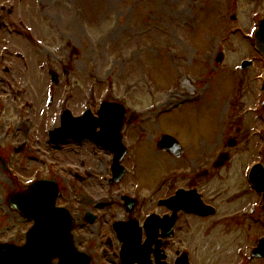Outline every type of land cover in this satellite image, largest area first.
I'll return each instance as SVG.
<instances>
[{
  "label": "rangeland",
  "instance_id": "obj_1",
  "mask_svg": "<svg viewBox=\"0 0 264 264\" xmlns=\"http://www.w3.org/2000/svg\"><path fill=\"white\" fill-rule=\"evenodd\" d=\"M251 1L12 0L14 13L11 20L20 23L17 26L22 34L4 31V37L9 38L4 42L11 48L5 64L14 73H4L2 78V106L13 110L19 101L36 100L37 116L42 117L50 111L43 107L48 86L53 85L54 92L58 93L66 84L76 93L83 91L89 105L93 98L105 95L134 102L139 108L145 106L146 111L159 110L169 103L179 104L191 96L195 98L149 120L158 131L174 132L191 151L204 147L202 141L218 138L219 125L223 137L233 134L236 126H258L259 123L254 121L248 124L242 118L240 123L236 118L243 105L252 104L254 96L250 97V94H254L257 87L251 78L257 69L242 73L234 67L241 58L253 54L251 45L241 33L236 34L233 30L239 22L245 25L244 31L251 26L248 20V13L253 9ZM17 51L26 57V69L16 56ZM218 51H223L224 57L219 64L215 61ZM46 56L59 71L57 84L50 81L42 66ZM240 75L245 76L243 82L235 85L232 81L240 79ZM182 78L189 79L191 85L182 87ZM8 85L11 90L23 88L22 98H9ZM231 92V107L224 112L226 97ZM59 97L57 94L55 106ZM150 102L151 107L147 109ZM12 110L8 114L2 112L6 125L1 134H7L8 124L12 130L16 126L7 120ZM46 124L50 125V122ZM42 127L38 120L35 128L41 129L42 133ZM147 134V140H150L153 132ZM37 136L35 134L32 139V145L37 147L29 149L28 157L18 155L22 174L27 175L33 168L45 172L53 162L56 163L55 173L62 177L64 153L38 141ZM258 142L241 139L233 146L232 159L225 168L230 177L238 170L240 181H243L242 168L250 158L257 157L254 148ZM142 144L144 148L134 147L133 153L140 157L135 160V170L130 175L141 186L154 180L162 158L170 159L154 144ZM55 159L60 161L59 164ZM176 163L182 164L180 160ZM13 185L14 182L0 169V238L15 235L14 239L20 242L28 224L9 210L4 199ZM212 263L215 262L211 260Z\"/></svg>",
  "mask_w": 264,
  "mask_h": 264
},
{
  "label": "flooded vegetation",
  "instance_id": "obj_2",
  "mask_svg": "<svg viewBox=\"0 0 264 264\" xmlns=\"http://www.w3.org/2000/svg\"><path fill=\"white\" fill-rule=\"evenodd\" d=\"M4 1L7 0H0V156L7 166L1 169L2 172L14 182L13 187L8 188L9 192L24 189L27 180L33 175L31 170H28L27 175L22 174L18 155L28 157L29 149L33 148L34 135H38V141L50 145L47 143L44 124L59 121L64 108L63 111L68 109L71 115L80 116L87 106L81 90L76 93L66 84L56 93L55 87L50 85L43 106L50 111L38 117L36 100H30L32 102L23 108H10L13 113L8 115L7 120L13 121L16 126L12 130L8 124L7 134H1L6 125L2 112L8 114L10 111L2 106V78L4 73H14L5 64L11 48L4 42L9 38L4 37L3 30L9 28L11 31L20 25L18 21L11 20L14 3L11 0V4L7 5ZM251 3L253 9L248 13V20L255 29L264 16V0H252ZM251 35L255 39L253 33ZM40 50L43 51L42 47ZM16 56L26 69V57L20 52ZM48 56L51 58V54ZM247 59L250 60V68L239 69V72L257 69V73L251 74L257 87L255 93L250 94V97L254 96L252 104L243 105L236 118L240 123L242 118L248 124L253 121L259 125L261 123L264 130V95L259 86L264 56L253 50ZM42 66L49 77L57 76L59 82V71L47 56ZM66 67L63 66V72ZM243 77L240 75V79L232 82L240 84ZM8 87L9 97L14 100L22 98L19 88L11 90L10 85ZM57 94L60 97L55 106ZM231 97L232 92L226 97L225 111L231 107ZM105 99L125 105L119 130L125 154L122 155L120 166H113L114 151L82 135L79 139L66 138L59 147L64 153L62 177L58 172L54 174L53 170L46 175L61 180L59 198H62V204L74 218L72 231L75 243L91 253L93 264H211V260L215 262L212 264H264V208L261 194L248 181H244L243 173L244 182L240 181L238 170L230 177L225 169L232 159L233 146L241 139L244 142L260 139L262 130H258L260 133L255 132L260 126H236L233 134L223 137L219 125L218 138L202 141L204 147L191 151L174 132L158 131L149 123L154 118V111H146L122 98L106 96L103 99L101 95L93 98L92 105L90 102L92 107H88L95 115L91 120L98 122L102 119L97 114L99 104ZM173 108L169 103L162 112L168 113ZM38 120L43 125L42 133L41 129L35 128ZM88 129L97 136L102 135L101 125ZM111 129L118 132L116 127L107 125L106 130ZM149 131L153 132V136L147 140ZM145 142L154 144L158 151L166 153L170 159L162 158L154 180L141 186L130 175L135 170V160L140 157V154L133 153L134 147H143L142 143ZM102 155L104 159L100 157ZM178 160L182 164H177ZM122 248L125 249L124 255H121Z\"/></svg>",
  "mask_w": 264,
  "mask_h": 264
},
{
  "label": "water",
  "instance_id": "obj_3",
  "mask_svg": "<svg viewBox=\"0 0 264 264\" xmlns=\"http://www.w3.org/2000/svg\"><path fill=\"white\" fill-rule=\"evenodd\" d=\"M260 24L256 45L264 54V19ZM217 57V62L222 60V54ZM108 109L104 105L105 117H111ZM62 131L63 125L51 132L54 141L62 139ZM112 143H117L114 135ZM260 176L264 185V172ZM50 192L48 182L37 181L20 197L10 199L12 207L18 208L25 217L33 218L34 224L26 233V242L22 245L0 242V264H90L89 257L74 247L70 233L71 218L66 209L55 206V194L50 195ZM54 257L58 258V262L52 263Z\"/></svg>",
  "mask_w": 264,
  "mask_h": 264
},
{
  "label": "bare ground",
  "instance_id": "obj_4",
  "mask_svg": "<svg viewBox=\"0 0 264 264\" xmlns=\"http://www.w3.org/2000/svg\"><path fill=\"white\" fill-rule=\"evenodd\" d=\"M188 85H191L190 80L186 78H182V87L188 86Z\"/></svg>",
  "mask_w": 264,
  "mask_h": 264
}]
</instances>
